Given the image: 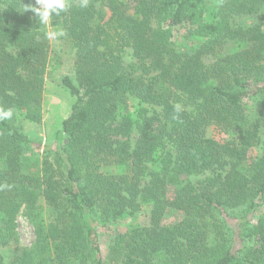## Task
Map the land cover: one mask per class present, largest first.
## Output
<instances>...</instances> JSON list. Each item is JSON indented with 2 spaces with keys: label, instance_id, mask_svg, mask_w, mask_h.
Returning <instances> with one entry per match:
<instances>
[{
  "label": "trees",
  "instance_id": "1",
  "mask_svg": "<svg viewBox=\"0 0 264 264\" xmlns=\"http://www.w3.org/2000/svg\"><path fill=\"white\" fill-rule=\"evenodd\" d=\"M84 2L44 25L32 0H0V109L13 113L0 120V264L23 207L35 243L9 264H107L100 230L144 208L123 264H264V0ZM52 39L74 49L73 102L28 172ZM128 97L137 116L119 114ZM171 188L176 231L162 225Z\"/></svg>",
  "mask_w": 264,
  "mask_h": 264
},
{
  "label": "rangeland",
  "instance_id": "2",
  "mask_svg": "<svg viewBox=\"0 0 264 264\" xmlns=\"http://www.w3.org/2000/svg\"><path fill=\"white\" fill-rule=\"evenodd\" d=\"M81 0H66V3H79ZM34 4L35 0H32ZM38 6V5H37ZM232 44L228 45V50H231ZM51 52L49 55V65L45 77V89L43 99V119L40 124L28 126V131L32 137L39 139L42 146L41 149L26 148L23 151V159L27 165L28 172H38L42 166L44 159V148L54 144L58 135L62 130L64 120L70 115L73 98L63 87V79L65 76H74V49L67 42L51 40ZM124 60L129 63L133 60L131 49H127L124 55ZM207 64H212L213 57L206 58ZM139 102L133 97H128L120 105L121 115L137 116L139 110ZM247 108L251 109L252 102L246 103ZM249 114L250 111L248 110ZM27 128V129H28ZM208 136L218 140H223L225 135L219 132L216 128L208 129ZM262 144L254 150L253 154L260 151ZM176 188H171L169 191V201L171 206L165 214L162 225L166 228L178 230L184 225L186 216L179 211L174 205L176 200ZM45 205V204H44ZM46 208V205H45ZM145 210V211H143ZM142 213L135 217H130L127 214L121 218V222L116 227H107L100 230V244L103 251V256L107 264H123V250L125 249L126 235L134 229H137L146 220L147 210L144 208ZM45 216L48 213L45 211ZM14 241L1 249L6 263L9 264L14 258V250L19 248L30 249L35 243L34 228L29 223L25 215V207L21 208L15 220ZM6 231V225L0 214V234Z\"/></svg>",
  "mask_w": 264,
  "mask_h": 264
},
{
  "label": "clouds",
  "instance_id": "3",
  "mask_svg": "<svg viewBox=\"0 0 264 264\" xmlns=\"http://www.w3.org/2000/svg\"><path fill=\"white\" fill-rule=\"evenodd\" d=\"M35 3L38 6H30L26 8V11L30 9L32 12H34L39 18L40 22L44 25L49 23L52 13L55 12L57 15H59V11L65 10L67 7L66 0H35ZM82 6H86V0ZM63 34L64 33L60 31L50 33L49 35L55 37ZM12 114V109H0V120L10 119Z\"/></svg>",
  "mask_w": 264,
  "mask_h": 264
}]
</instances>
